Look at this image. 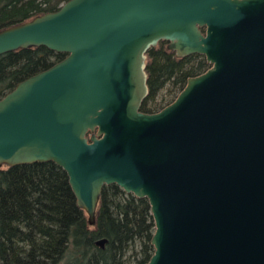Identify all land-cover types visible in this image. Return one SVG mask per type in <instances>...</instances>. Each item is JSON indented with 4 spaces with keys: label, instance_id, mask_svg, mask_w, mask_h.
Instances as JSON below:
<instances>
[{
    "label": "water",
    "instance_id": "95a60500",
    "mask_svg": "<svg viewBox=\"0 0 264 264\" xmlns=\"http://www.w3.org/2000/svg\"><path fill=\"white\" fill-rule=\"evenodd\" d=\"M159 41L209 67L144 112ZM39 46L64 57L0 98V168L54 162L91 225L103 186L145 197V264H264V0H67L0 29V55Z\"/></svg>",
    "mask_w": 264,
    "mask_h": 264
},
{
    "label": "trees",
    "instance_id": "16d2710c",
    "mask_svg": "<svg viewBox=\"0 0 264 264\" xmlns=\"http://www.w3.org/2000/svg\"><path fill=\"white\" fill-rule=\"evenodd\" d=\"M67 0H0V29L57 10ZM64 57L44 46L0 55V98ZM209 67L205 56L178 57L159 41L146 53L148 93L140 109L169 104L188 77ZM148 201L115 184L102 187L91 225L64 170L52 161L0 168V264H145L153 252ZM106 239L103 246L95 242Z\"/></svg>",
    "mask_w": 264,
    "mask_h": 264
},
{
    "label": "rangeland",
    "instance_id": "374dc122",
    "mask_svg": "<svg viewBox=\"0 0 264 264\" xmlns=\"http://www.w3.org/2000/svg\"><path fill=\"white\" fill-rule=\"evenodd\" d=\"M3 167H5V166H3ZM97 208V207H96ZM86 214V213H85ZM87 216V215H86Z\"/></svg>",
    "mask_w": 264,
    "mask_h": 264
}]
</instances>
